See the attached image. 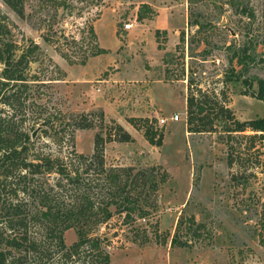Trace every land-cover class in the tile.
I'll return each mask as SVG.
<instances>
[{
  "label": "rangeland",
  "instance_id": "rangeland-1",
  "mask_svg": "<svg viewBox=\"0 0 264 264\" xmlns=\"http://www.w3.org/2000/svg\"><path fill=\"white\" fill-rule=\"evenodd\" d=\"M176 1L187 6L188 23L177 37L174 31L166 30L159 41L157 29L154 35L148 29L136 32L139 23L146 20L138 19L139 6L146 0H74L71 12L61 8L56 14L50 8L46 16H34L31 21L21 18L4 0H0V10L8 16L21 42L33 39L39 43L41 60L32 63L33 73L41 68L51 76L50 61L66 71L64 79L41 88L53 104L69 114L96 112L99 116L103 110L107 120H117L135 135L131 143L105 144L108 166H157L159 175L164 170L169 173L146 220L126 223L124 214H115L100 226L98 234L110 241L111 264H264L259 213L254 206L258 197L264 199V142L232 140L236 152L241 142L248 153L231 168L226 135L192 134L186 121L190 80L193 89L215 90L220 100L227 99L239 120L264 117V102L246 92L242 81L227 79L235 69L230 61L232 52L245 45H253L250 52L256 62L244 77L264 78V0ZM104 13L108 28L117 27L116 36L114 40L103 37L102 42L110 48L100 60L91 57L82 64L81 59L94 45L102 44L99 36L91 39L88 26L96 29ZM127 22L134 23L129 31L124 30ZM159 43L164 48L160 49ZM68 57L76 63H70ZM2 70L0 64V78ZM175 114L180 115L179 120L170 119ZM130 117H148L156 128L163 129V145H152L143 131L128 121ZM162 118H167V123H161ZM98 131L99 127L78 129L75 148L91 154ZM240 165L242 171L257 168V176L240 172L233 183L232 173ZM181 216L185 222L181 234L191 224L190 217L194 227L206 226L203 236L190 246L172 244ZM136 225L146 226L152 237L149 242L133 240ZM77 238L75 228L65 232L67 245Z\"/></svg>",
  "mask_w": 264,
  "mask_h": 264
},
{
  "label": "trees",
  "instance_id": "trees-1",
  "mask_svg": "<svg viewBox=\"0 0 264 264\" xmlns=\"http://www.w3.org/2000/svg\"><path fill=\"white\" fill-rule=\"evenodd\" d=\"M73 1L4 0L21 18L30 21L34 16H46L50 8H54L56 14L61 8L71 12ZM156 15L157 11L149 3L139 6L140 21ZM251 15L254 16L252 12ZM183 32L181 41L185 39ZM88 33L93 40L98 37L94 25L88 26ZM161 34L167 31L156 30L158 41ZM252 47L245 45L232 52L230 61L236 70L233 67L227 79L242 81L246 92L264 102V78L244 77L256 62L254 53L250 52ZM159 48H164L163 44L159 43ZM108 52L109 49L98 43L80 63L86 64L91 57ZM41 54L42 49L35 40H19L8 16L0 10V64L3 65L0 78V264H111L107 249L110 241L98 234L100 226L115 214H124L126 223L146 220L155 208L159 189L168 180L169 173L164 170L159 175L157 166L145 169L108 166L105 144L110 141L131 143L136 138L117 120H107L103 110L99 116L96 112L69 114L53 104L41 88L64 79L66 71L50 61L52 77L46 70L41 72V68L33 73L32 63L41 60ZM186 115L188 132L226 135L231 168L242 162V154L248 153L241 142L236 152L232 140L247 138L264 142V117L239 120L227 99L220 100L215 90L199 86L193 89L191 80L186 95ZM128 121L143 131L152 145H163L164 131L156 128L150 118L130 117ZM96 127L100 131L95 135L93 152L78 151L76 131ZM248 130L253 133L246 134ZM236 170L231 177L233 183L239 179L240 172L257 176L255 167L242 171L240 165ZM254 206L259 213V239L264 246V199L258 197ZM188 220L191 224L181 234L185 222L183 216L179 218L172 244L190 246L203 236L206 226L194 227V218ZM72 228L76 229L78 238L67 245L65 232ZM132 230L133 240L139 244L152 238L144 225H136Z\"/></svg>",
  "mask_w": 264,
  "mask_h": 264
},
{
  "label": "crops",
  "instance_id": "crops-1",
  "mask_svg": "<svg viewBox=\"0 0 264 264\" xmlns=\"http://www.w3.org/2000/svg\"><path fill=\"white\" fill-rule=\"evenodd\" d=\"M145 3H149L157 11V15L155 16L154 19H146L144 23L140 22L139 23L140 27L136 28L137 33H144L146 29H148L154 35V31L156 29H159L161 31L162 30L174 31L175 32L174 35L177 37L180 29L185 28V26L188 23V15H187V9H186L187 6L183 3H180L179 1H176V0H146ZM107 23H108L107 14L104 13L102 14V17L97 20L96 32L98 36L100 37V40L102 43L100 45L102 47L109 49L110 47L106 46L102 42L103 37H108L110 39L113 38L114 40V36H116V32H117V27L110 30L107 26ZM100 58H101V54L97 56H93L91 60L98 61L100 60ZM131 77H132V74L130 73L129 78ZM133 136L135 137V135Z\"/></svg>",
  "mask_w": 264,
  "mask_h": 264
},
{
  "label": "built area",
  "instance_id": "built-area-1",
  "mask_svg": "<svg viewBox=\"0 0 264 264\" xmlns=\"http://www.w3.org/2000/svg\"><path fill=\"white\" fill-rule=\"evenodd\" d=\"M133 25H134L133 22L125 23L124 30L129 31L130 29L133 28ZM170 119L171 120H179L180 119V115L179 114H175ZM167 120H168L167 118H162L161 119V123H167Z\"/></svg>",
  "mask_w": 264,
  "mask_h": 264
}]
</instances>
